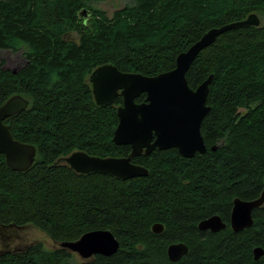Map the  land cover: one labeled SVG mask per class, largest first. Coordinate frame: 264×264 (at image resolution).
Wrapping results in <instances>:
<instances>
[{"label": "trees", "instance_id": "16d2710c", "mask_svg": "<svg viewBox=\"0 0 264 264\" xmlns=\"http://www.w3.org/2000/svg\"><path fill=\"white\" fill-rule=\"evenodd\" d=\"M94 1L0 0V49L20 50L27 60L15 73L0 63V104L15 94L29 101L3 121L14 139L36 149L25 171L8 167L0 153V224L32 225L57 244L2 248L0 264H264V203L252 211L251 226L230 227L234 199H254L264 186V0H127L112 17L95 10L97 27L82 31L77 12ZM250 13L259 26L223 31L186 72L192 88L212 75L200 126L204 153L183 157L170 148L133 156L148 174L126 180L77 173L60 160L78 150L100 157L131 151L112 140L122 97L107 106L93 100L94 68L111 63L157 75L207 30ZM68 31L78 39L65 38ZM214 214L226 227L199 229ZM97 229L118 240L116 253L75 260L59 245ZM177 242L188 251L173 262L167 246ZM256 247L263 254L255 259Z\"/></svg>", "mask_w": 264, "mask_h": 264}, {"label": "water", "instance_id": "95a60500", "mask_svg": "<svg viewBox=\"0 0 264 264\" xmlns=\"http://www.w3.org/2000/svg\"><path fill=\"white\" fill-rule=\"evenodd\" d=\"M259 24L258 15L250 13L242 20L211 28L177 55L173 69L157 75L121 71L111 63L94 68L88 77L93 100L99 106H107L113 105L118 95L122 97V104L116 107L118 124L112 140L117 145H129L131 151L124 157H100L78 150L60 160L77 173L110 174L126 180L148 174L146 167L131 161L133 156L149 154L154 149L170 148H175L183 157H192L196 152L204 153L206 146L200 126L210 110L207 96L212 75L196 88H192L186 79V72L198 52L212 44L223 31L237 26ZM142 93L145 94L144 100L135 101ZM28 104V99L19 94L10 96L0 104V153L4 155L7 166L15 171H25L32 165L36 149L32 144L14 139L9 126L3 120L25 110ZM263 203L264 186L260 195L254 199L235 198L230 214L231 229L237 232L251 226L252 211ZM7 227L19 229L24 226L0 224V242L5 240L3 232ZM198 227L201 230L217 232L224 229L226 224L219 215L214 214L202 219ZM162 229L161 223L152 225L155 233ZM7 245L5 242L1 243L2 248L7 249ZM59 245L82 259H90L96 254L112 255L119 248L118 240L107 229L91 230L74 241H63ZM187 251L188 246L182 242L167 246V256L173 262L179 260ZM262 254L261 247L254 249L255 259Z\"/></svg>", "mask_w": 264, "mask_h": 264}, {"label": "flooded vegetation", "instance_id": "af4514ba", "mask_svg": "<svg viewBox=\"0 0 264 264\" xmlns=\"http://www.w3.org/2000/svg\"><path fill=\"white\" fill-rule=\"evenodd\" d=\"M104 1H106V0L94 1V2H92V4L90 6H82L81 9L77 12V23H79V27L82 31L86 30V29H94L95 27H97V20L91 24V19H92L93 15L97 14L95 10H101L104 12V14L106 16L112 17L115 10L118 9L116 7L113 10H111L110 12H108L107 10H104L103 8H101L99 6L100 3L104 2ZM121 7H119V8H121ZM64 36H65V38H67L69 40H77L79 35L76 32L68 31L65 33ZM1 51H7L9 54L12 53L15 55V58L13 60L11 59L10 55L8 56L7 59L0 58V63L2 64L1 69H5V70L7 69V70H10L13 72V71H18L23 65L27 64L26 57H25V55H23L22 51H20V50L13 51L11 49H0V52ZM88 82H89V80H88ZM68 155H66V156H68ZM63 163H65V162H63ZM7 229H8V227H7ZM7 229H5V231L3 232V236L5 237V240L0 242V246H1V243H4V242L9 245V248H12L14 245H17V244L21 245L20 241L17 244H13L10 242V240L12 239L11 237L14 235H17L16 234L17 232L15 230H9V229L7 230Z\"/></svg>", "mask_w": 264, "mask_h": 264}, {"label": "rangeland", "instance_id": "374dc122", "mask_svg": "<svg viewBox=\"0 0 264 264\" xmlns=\"http://www.w3.org/2000/svg\"><path fill=\"white\" fill-rule=\"evenodd\" d=\"M127 3V0H106L104 2L100 3V7L104 10H107L110 12L114 8H119ZM97 19V14H94L91 19V24L95 22ZM10 55L11 59L13 60L15 58L14 54H9L7 51H1L0 52V58L7 59ZM9 230H15L17 235L12 236L10 242L13 244L19 243V241L22 243L19 247H23L26 244H28L30 241H40L43 243L45 248L52 249L57 244L53 242L45 233L39 231L37 228H35L32 225H25L23 228L19 229H9ZM2 247L0 246V250ZM75 260H80V257L76 254H74Z\"/></svg>", "mask_w": 264, "mask_h": 264}, {"label": "bare ground", "instance_id": "6f19581e", "mask_svg": "<svg viewBox=\"0 0 264 264\" xmlns=\"http://www.w3.org/2000/svg\"><path fill=\"white\" fill-rule=\"evenodd\" d=\"M208 77H209V76H208ZM208 77H207V78H208ZM207 78H206V79H207Z\"/></svg>", "mask_w": 264, "mask_h": 264}]
</instances>
